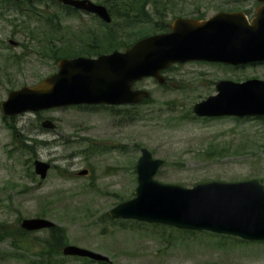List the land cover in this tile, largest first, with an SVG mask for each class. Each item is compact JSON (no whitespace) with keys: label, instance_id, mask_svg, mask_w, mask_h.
<instances>
[{"label":"rangeland","instance_id":"374dc122","mask_svg":"<svg viewBox=\"0 0 264 264\" xmlns=\"http://www.w3.org/2000/svg\"><path fill=\"white\" fill-rule=\"evenodd\" d=\"M0 1L5 5L0 13L10 19L19 16L17 23L24 21L29 28L22 31L0 17V264H101L47 255L49 229L25 235L13 231L30 217L54 221L66 229L67 244L105 254L112 264H264V243L208 231L165 230L152 223L141 227L130 222L138 220L125 222L108 214L134 197L143 147L164 160L155 175L163 183L192 187L207 181L259 179L264 184V118L208 119L193 112L195 103L217 92L220 79L264 77L263 68L234 72L200 61L174 64L164 72L165 84L153 78L135 84L150 92L149 99L136 105H81L6 115L1 102L10 90L58 70L48 46L81 48L80 38L92 40L90 29L99 33L113 28L123 45L158 29L148 23L128 27L123 20L104 27L91 14L68 15L59 0H31L36 9L29 7L34 16L28 18L19 14L15 0ZM220 3L203 0L201 5L214 14ZM21 7L32 12L24 2ZM146 11L152 13L151 5ZM50 28L55 35L45 33ZM10 39L19 45H11ZM14 55L20 58L18 64H13ZM46 118L57 127L43 128ZM35 159L51 163L45 179L35 173ZM83 169L89 173L79 175Z\"/></svg>","mask_w":264,"mask_h":264},{"label":"water","instance_id":"95a60500","mask_svg":"<svg viewBox=\"0 0 264 264\" xmlns=\"http://www.w3.org/2000/svg\"><path fill=\"white\" fill-rule=\"evenodd\" d=\"M96 13L112 21L107 7L92 0H59ZM10 44L18 42L11 39ZM189 61L224 62L233 65L264 61V6L250 22L243 12H219L199 20L177 18L172 31L143 37L124 51L95 58H61L58 70L33 85L10 90L1 102L6 115L39 112L80 104H138L149 96L134 84L154 78L163 84V72L175 63ZM217 93L197 102V116L264 117V80H220ZM53 129L51 119L41 122ZM163 160L144 147L137 162L138 185L134 197L109 211L112 218L134 219L170 225L179 229L209 231L245 240L264 241V185L258 179L208 181L192 187L163 183L155 179ZM35 173L47 177L51 163L36 159ZM88 173L81 170L79 175ZM45 217L23 218L21 228L37 231L55 227ZM65 256L109 261V257L74 244L62 248Z\"/></svg>","mask_w":264,"mask_h":264},{"label":"flooded vegetation","instance_id":"af4514ba","mask_svg":"<svg viewBox=\"0 0 264 264\" xmlns=\"http://www.w3.org/2000/svg\"><path fill=\"white\" fill-rule=\"evenodd\" d=\"M202 2L203 0H158L156 1L155 3L152 4L151 8H152V16L154 17V20L157 23V28H159L158 27L159 25H162V28L164 29L160 30V32H169L172 30L173 23L177 18L195 17L199 20H204V19L210 18L211 16H213L214 14L218 12L242 11L245 13L246 17L251 22L256 17L258 10L262 6H264V0H221L222 3H220V6H218L217 11L214 14H209V10L207 8L206 9L203 8V5H201ZM59 5L62 6V8H64L66 11L68 10L67 12L68 15H70L69 13L71 12L75 14H80L82 12L86 15L91 14L94 18L98 19L99 21L101 20V18L97 14L88 12L84 9H76L72 7L76 9L77 11H71L67 9L66 7H64L67 5H63L60 3ZM2 9H4V7ZM65 16L67 17V15ZM78 18H82V17L78 16ZM159 18H160V22H159ZM89 32L91 33L92 40L89 41L88 40L89 38H80V43L84 44V46L81 47V49L84 51H95V53L97 54L96 56H99L104 53L113 52L114 50L119 49V47L121 46L124 48L126 47V43H123V45H121V41L117 40L118 37L120 39V34L118 31H111L110 29H107V30H104L98 33L95 30L90 29ZM75 37H85V36L83 34V35H77ZM111 43L114 44V48H112V46L109 47ZM65 46L71 47L72 45L66 44ZM116 46L118 48H115ZM77 48H80V47H77ZM202 62L214 64L220 68H225L227 70H231L234 72L240 69H243V68L259 67V68L264 69V61H257V62L254 61L247 65H233V64L224 63V62H210V61H202ZM250 78L264 79V77H258V76L248 77L246 79H250ZM224 79L241 81L239 79L237 80L233 78H223L220 80H224ZM135 84H134V88H136ZM56 127L57 126L55 124V128Z\"/></svg>","mask_w":264,"mask_h":264},{"label":"trees","instance_id":"16d2710c","mask_svg":"<svg viewBox=\"0 0 264 264\" xmlns=\"http://www.w3.org/2000/svg\"><path fill=\"white\" fill-rule=\"evenodd\" d=\"M4 1H6V0H4ZM20 1H24L25 5L28 8L30 7L32 9H36L35 7H33L34 4L31 0H20ZM156 1H158V0H100V2H102L103 4H105L108 7V10L113 17V21L114 20L115 21L116 20H123L125 22V25H127L128 27H139L145 23L153 24L154 19H153L151 13L146 11V9L149 5L152 6V4L155 3ZM0 4H1V1H0ZM16 4L19 5V6H17L18 12L23 17L25 16V17L31 18L34 16L32 9L29 8L32 12L28 13V12L24 11L25 9H23L20 6V2H17ZM64 7H66L67 9H69L71 11H77L76 9L69 7V6H64ZM2 8L3 7L0 6V9H2ZM0 17H4V14L0 13ZM4 19H7L9 21V23L13 24L14 26L16 25L18 27H21L20 30H22V31H23V29H29L28 26L25 25L24 21L21 23H17L19 16L16 17L15 19H10L7 17H5ZM113 21H112V23H113ZM51 27L54 31H56V29L58 30V28L55 25H51ZM52 29L50 28V30L46 31L45 33L48 35H52L54 33ZM159 29L162 30L164 28H162V26H161V27H159ZM110 30L115 31L117 29L113 28ZM53 35H55V34H53ZM142 37H144V36L141 34L137 35L132 40L133 42L126 43V46H130L131 44H133L135 41H137L138 39H140ZM65 45L66 44L59 46V45H55V43H54L53 46L52 45L48 46V48H47L48 55L52 59L57 61L62 57H74V56H78V55H93V53L95 54V52H93V51H84L81 48H77L76 46L67 47ZM111 46H112V48H114V44L111 43L109 47H111ZM115 48H118V47L116 46ZM8 59H10V58L8 57L7 60ZM19 60H20V58H18V56H16V55L12 56L13 64H18ZM254 118H257V117H254ZM248 119H250V118H248ZM237 120H241V119L237 118ZM32 174H34V172H32ZM124 221L127 222L129 220H124ZM130 222H134L135 224H139L141 227L148 225L147 223H144V222H135V221H130ZM152 225L154 227H165V228H163L165 230L166 229H174L176 231H179V232L182 231V232H186V233L197 232V231H189V230H179V229H175L173 227H168L167 225H162V224H152ZM14 229L15 230H13V231H19V233L22 235H25V233H27L21 228H14ZM3 234L4 233L0 231V237H2ZM226 237H230V236H226ZM239 240L241 242L247 241V240H243V239H239ZM47 241H48V246L46 248V254L47 255L54 254V255L62 256L63 255L62 247L65 244H67V241H68L66 229L62 226H59V225H56L55 227L49 228V237H48ZM247 242H251V241H247ZM256 243H264V241H257ZM75 258H79V257H75ZM81 259H84L87 262L90 260L89 258H81ZM100 263L101 264H107L106 262H100Z\"/></svg>","mask_w":264,"mask_h":264}]
</instances>
